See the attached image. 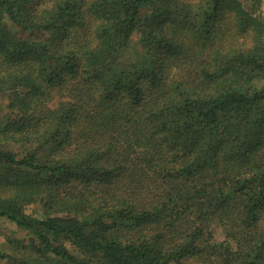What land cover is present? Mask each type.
I'll use <instances>...</instances> for the list:
<instances>
[{"label":"trees","instance_id":"16d2710c","mask_svg":"<svg viewBox=\"0 0 264 264\" xmlns=\"http://www.w3.org/2000/svg\"><path fill=\"white\" fill-rule=\"evenodd\" d=\"M260 6L0 0V259L264 264Z\"/></svg>","mask_w":264,"mask_h":264},{"label":"rangeland","instance_id":"374dc122","mask_svg":"<svg viewBox=\"0 0 264 264\" xmlns=\"http://www.w3.org/2000/svg\"><path fill=\"white\" fill-rule=\"evenodd\" d=\"M260 11H261V14L264 16V0H261ZM2 104H3V102L0 101V105H2ZM11 234H12V233H11ZM13 236H14V235H13ZM4 251H5V252H9V248H7V247L5 246V247H4ZM0 264H5V261L0 259Z\"/></svg>","mask_w":264,"mask_h":264}]
</instances>
